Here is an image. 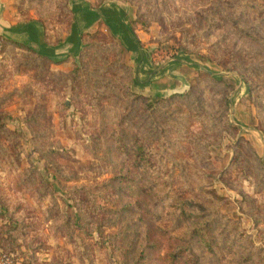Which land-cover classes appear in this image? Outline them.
Returning a JSON list of instances; mask_svg holds the SVG:
<instances>
[{"label":"rangeland","instance_id":"374dc122","mask_svg":"<svg viewBox=\"0 0 264 264\" xmlns=\"http://www.w3.org/2000/svg\"><path fill=\"white\" fill-rule=\"evenodd\" d=\"M3 1L54 46L79 1L122 4L152 64L178 61L182 79L137 85L101 21L73 55L2 37L0 250L20 264H264V0Z\"/></svg>","mask_w":264,"mask_h":264},{"label":"crops","instance_id":"0c3cea01","mask_svg":"<svg viewBox=\"0 0 264 264\" xmlns=\"http://www.w3.org/2000/svg\"><path fill=\"white\" fill-rule=\"evenodd\" d=\"M72 9L74 19L70 33L65 37L63 43L54 46L45 40L43 28L37 22H12L11 18L8 17L4 1L0 0V39L2 37H15L37 53L49 58L58 55V46H63L66 53L73 55L80 45V38L77 37L76 33L79 35L82 29L84 31L91 29L101 21L124 47L125 54L135 69L137 85L142 86V88L150 86L154 93L180 85L182 77L172 69L177 65L180 66L178 61L162 67H155L152 64L150 51L141 45L142 39L137 31L132 29L130 25L131 16L122 4L106 1L92 7L89 3L79 1ZM72 39L73 46L68 49ZM68 50L70 52H67Z\"/></svg>","mask_w":264,"mask_h":264},{"label":"trees","instance_id":"16d2710c","mask_svg":"<svg viewBox=\"0 0 264 264\" xmlns=\"http://www.w3.org/2000/svg\"><path fill=\"white\" fill-rule=\"evenodd\" d=\"M8 40L17 46L26 47V45H24L21 42H18L16 40H13V39H8ZM204 232H205V229L202 226H199L193 230V234L196 235L197 237L201 238L204 245L212 251L213 249L211 246V242L208 241V239L205 237Z\"/></svg>","mask_w":264,"mask_h":264},{"label":"built area","instance_id":"2783aa9c","mask_svg":"<svg viewBox=\"0 0 264 264\" xmlns=\"http://www.w3.org/2000/svg\"><path fill=\"white\" fill-rule=\"evenodd\" d=\"M0 264H20L14 254L0 250Z\"/></svg>","mask_w":264,"mask_h":264}]
</instances>
